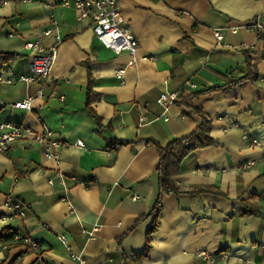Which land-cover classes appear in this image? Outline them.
<instances>
[{
	"label": "crops",
	"instance_id": "0c3cea01",
	"mask_svg": "<svg viewBox=\"0 0 264 264\" xmlns=\"http://www.w3.org/2000/svg\"><path fill=\"white\" fill-rule=\"evenodd\" d=\"M62 1L0 0V54L14 56L0 71V122L48 129L67 143L58 166L35 142L0 154V215L8 194L26 208L0 231L31 238L41 255L19 244L3 251V242L0 264H124L144 251L147 236L140 264H264V34L229 32L264 26V0H119L138 42L132 66ZM51 16L62 44L50 76L21 82L33 53L25 43H51L43 36ZM40 91L30 110L8 106ZM164 92L179 93L166 111L156 103ZM203 119L207 131L185 152ZM174 141H181L171 160L175 190L154 212L159 150ZM96 224L87 240L81 227Z\"/></svg>",
	"mask_w": 264,
	"mask_h": 264
},
{
	"label": "built area",
	"instance_id": "2783aa9c",
	"mask_svg": "<svg viewBox=\"0 0 264 264\" xmlns=\"http://www.w3.org/2000/svg\"><path fill=\"white\" fill-rule=\"evenodd\" d=\"M22 3H30L32 0H19ZM7 1H1L2 4H6ZM62 8L71 9L76 15L77 22L90 21L92 23V33L94 37L105 47L113 51L115 54L127 53L130 57V61L127 66H132L137 60L136 51L138 48V42L131 30L125 26V17L121 11L119 0H64L61 2ZM51 26L43 32L44 37H50L51 43L48 46H42L40 41H33L25 43V49L32 50V57L29 66V74L27 76H21L19 80L21 82L31 83L36 80L46 82L50 76L58 48L62 44V38L60 36V29L51 16ZM240 29H246L247 31L254 33H263L264 26L258 21H252L245 23L237 27L229 28V32L237 33ZM215 39L220 42L223 39L221 31H214ZM144 58V57H143ZM125 68L118 69L115 72V76L121 79ZM0 76V81H1ZM6 83H13L12 80H7ZM191 88H195L192 83H187ZM36 98H42L43 93L40 91L34 97H27L20 101L10 103L8 106L15 109L30 110L32 102ZM179 98L177 92H164L156 100V103L161 105L164 111L169 108L174 101ZM63 100L64 97L59 98ZM23 142H35L42 146L43 155L45 159L53 161L56 166L60 163L59 149L67 143L60 137H56L48 129H44L40 133H35L30 127L23 124L14 122H0V154H5L9 147L16 143ZM75 146L79 149L84 148L82 140H76ZM56 176L59 178L64 188V200L69 201L68 192L69 188L65 184V177L58 171ZM72 181H75L71 177ZM52 184V179L48 181ZM132 199H139L138 196L133 195ZM4 207L6 214L0 215V224L9 223L14 217L24 218L26 208L22 203L17 200L12 194H8L5 198ZM72 213V208L70 207ZM101 225L96 224L90 228L81 227V234L87 238V240H94L96 233L100 230ZM59 241L67 246V239L64 235L58 236ZM19 244L23 246L24 253H32L37 259L41 258L39 246L37 242L29 237H20L14 235L12 241L2 244L1 249L3 251H10L13 245ZM40 264H43L40 261Z\"/></svg>",
	"mask_w": 264,
	"mask_h": 264
},
{
	"label": "trees",
	"instance_id": "16d2710c",
	"mask_svg": "<svg viewBox=\"0 0 264 264\" xmlns=\"http://www.w3.org/2000/svg\"><path fill=\"white\" fill-rule=\"evenodd\" d=\"M14 59L13 55H8V54H0V71L3 70L9 62H11ZM236 82H229L228 86L235 84ZM207 125L208 121L203 119L201 126L198 128L196 132L192 134L189 138L185 139L187 140V146L185 147V152L189 149L190 141L193 139V137L197 138L196 136L201 134L203 135V132L207 131ZM204 137V136H202ZM191 138V139H190ZM178 142L181 141H174L171 143L169 146H167L164 149H160V160H159V165L157 168V176H158V198L155 202V211L158 212L159 210V205H160V199L163 193H169L173 190H175V186L170 180L173 169H172V159H175L179 154L174 152V145L178 144ZM185 152H182L185 153ZM178 154V155H177ZM172 160V161H171ZM156 219V218H155ZM156 227V220L153 223V227L151 228V231L155 229ZM7 230H1L0 231V243L3 242H10L12 241L14 235L12 234H7ZM148 240L149 236H147L146 240V247L144 251L140 254L137 255L135 261H129L127 259H124V264H140V259L144 256L146 251L148 250Z\"/></svg>",
	"mask_w": 264,
	"mask_h": 264
}]
</instances>
